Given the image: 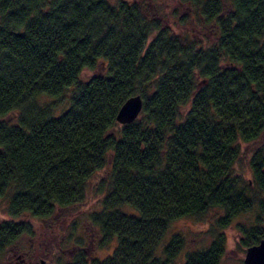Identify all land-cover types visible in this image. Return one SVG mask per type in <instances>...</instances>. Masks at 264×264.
Wrapping results in <instances>:
<instances>
[{
	"label": "trees",
	"instance_id": "16d2710c",
	"mask_svg": "<svg viewBox=\"0 0 264 264\" xmlns=\"http://www.w3.org/2000/svg\"><path fill=\"white\" fill-rule=\"evenodd\" d=\"M178 2L211 40L175 35L164 14L135 0H0L6 214L48 218L81 203L106 170L89 219L100 245L116 246L70 264H174L181 236L160 246L174 220L217 208L223 229L253 208L264 214V141L247 160L249 179L236 170L240 144L264 132V0ZM84 71L93 75L81 80ZM134 95L141 111L117 129ZM11 113L14 123L5 121ZM237 228L245 248L264 240L260 220ZM24 233L26 224H2L0 252ZM224 252L218 232L181 264H220Z\"/></svg>",
	"mask_w": 264,
	"mask_h": 264
},
{
	"label": "rangeland",
	"instance_id": "374dc122",
	"mask_svg": "<svg viewBox=\"0 0 264 264\" xmlns=\"http://www.w3.org/2000/svg\"><path fill=\"white\" fill-rule=\"evenodd\" d=\"M125 1L132 2L134 0ZM135 1L140 2L144 8L148 7L158 17L164 14L167 19L166 23L174 26L175 35H186L188 38H196L205 43L212 39V31L208 26L194 20V17L189 16L190 18H187L188 13L192 10L189 5L180 4L178 0ZM102 71H104L103 68L100 69V72ZM92 75L91 72L84 71L81 80H87ZM14 115V113L9 114L6 116L5 121L14 123ZM118 127L119 125L117 129ZM262 141H264V132L258 141L250 144H240V164L236 167V170L237 173H242L245 180H248L250 176L247 160L251 152ZM106 175V170L99 171L89 180L86 196L81 203L57 208L51 216L45 219L35 218L29 214L10 218L6 214V197L0 199V224L12 222L15 224L24 223L29 226V233L23 235L16 242V246L21 250H30L32 253L36 251V259H31L29 263L25 260L24 263L49 264L52 261L51 264H65L68 252L72 250L73 245H76L78 249L86 247V254L90 259L102 260L110 256L116 246V239H113L109 245L101 246L98 229L91 224L89 219L93 212L101 208L103 194L97 191V187L100 186L102 180L106 179ZM256 210V208H253L251 211L241 214L233 219L230 226L223 229L217 224V220L223 215L221 209L212 208L200 216L181 217L171 222L160 246H163L171 235L178 234L181 236L183 247L174 262V264H181L186 253L207 248L215 234L222 232L225 236V252L220 264H243L246 248L240 245V234L237 225L250 226L258 220L264 225V214L260 215ZM258 215L260 216L258 217ZM40 261H43V263ZM0 264L20 263L14 257L9 261L8 254L5 255L4 253Z\"/></svg>",
	"mask_w": 264,
	"mask_h": 264
},
{
	"label": "water",
	"instance_id": "95a60500",
	"mask_svg": "<svg viewBox=\"0 0 264 264\" xmlns=\"http://www.w3.org/2000/svg\"><path fill=\"white\" fill-rule=\"evenodd\" d=\"M141 108V96L134 95L127 98L116 114V124L121 126L133 122L138 117ZM243 264H264V240L246 248Z\"/></svg>",
	"mask_w": 264,
	"mask_h": 264
},
{
	"label": "flooded vegetation",
	"instance_id": "af4514ba",
	"mask_svg": "<svg viewBox=\"0 0 264 264\" xmlns=\"http://www.w3.org/2000/svg\"><path fill=\"white\" fill-rule=\"evenodd\" d=\"M4 223H7V222H4ZM2 223V224H4ZM12 223V222H10ZM0 224V226L2 225ZM12 224H15V223H12ZM19 224V223H17ZM24 224V223H22ZM29 227V226H28ZM25 234H28V233H24L22 234L20 237H18V239L12 241L10 244H8L2 252H0V262L2 263V256L3 254L5 253V255L8 254V260L10 261V259H12V257H14L15 260L18 259V263L20 264H26L24 263L25 260H27V262L29 263L31 261V259H36L35 255H36V251H34L32 253V251L30 252V250H21L19 247L16 246V242H18V240L23 237V235ZM31 235V234H30ZM16 246V247H15ZM72 250L70 252H68V256H67V259L65 261V264H70L74 261V259L77 258L78 255H81V253L84 254L85 256V259L87 261H90V260H94V259H90L88 257V255L86 254L87 253V248L86 247H83V248H80L78 249V247L76 245H73L72 246ZM34 248V247H33ZM71 255V256H70ZM41 263H43V261H40ZM8 263V262H7ZM52 261H50L49 264H51Z\"/></svg>",
	"mask_w": 264,
	"mask_h": 264
}]
</instances>
